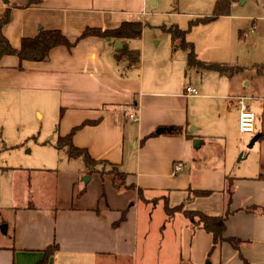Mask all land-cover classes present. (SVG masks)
Listing matches in <instances>:
<instances>
[{
    "label": "crops",
    "instance_id": "crops-1",
    "mask_svg": "<svg viewBox=\"0 0 264 264\" xmlns=\"http://www.w3.org/2000/svg\"><path fill=\"white\" fill-rule=\"evenodd\" d=\"M36 1L38 5L23 10L10 9L9 22L2 31L15 49L22 38L34 37L39 28L59 30L73 42L86 28L115 29L122 23L141 22L148 15L147 6L154 10L158 5V0ZM7 3L16 2L2 0L0 15ZM241 36L247 41V35ZM126 43L131 49L130 42ZM113 46L108 40L88 38L70 51L52 50L45 62L19 64L15 57L1 60L0 106L11 101L5 96L7 90L56 93L62 111L58 136H66L84 122L99 120L96 125L79 129L72 138L73 146L86 150L94 160L116 167L127 175L126 186L134 188L118 193L111 186L110 176L89 173L83 165L80 170L56 171L54 175L55 171L46 169L29 174V178L49 174L55 183L48 188L49 199L38 205L26 203L16 208L14 186L0 199L1 207L4 199L3 212L8 214L0 224V264H38L43 250L52 243L58 246V252L47 264H163L162 256L173 251L174 264H203L205 260L209 264H243L239 256L246 264H264V90L246 98L256 118L255 131L245 142L254 150L253 157L247 164L231 167L224 142L228 127L212 117L207 119L206 113L195 115L192 111L204 101L225 98L203 86V95L189 97L185 94L187 87L193 88L189 82H185V88L143 85L141 78H136L139 72H132L137 69L125 62L115 63L117 50ZM253 66L258 74L264 72V59ZM18 100L27 101L26 94ZM233 108L238 113L235 104ZM233 108L226 107L224 115ZM223 110L219 108L220 113ZM131 113L135 122L128 118ZM171 127L182 128V136L162 135ZM203 130L208 137L201 135ZM151 135L155 136L143 141ZM194 140L200 142L196 148L192 146ZM206 140L210 144L202 152ZM241 141L235 139L232 144L236 153L242 151ZM240 161L244 163L245 157L240 156L237 163ZM179 163L183 169L174 173ZM231 169L234 176L228 173ZM226 177L233 182L232 214L225 237L242 241L239 252L222 244L208 259L211 237L191 228L182 231L178 248L163 249L166 233L150 232L153 224L161 223L154 217L159 203L166 201L169 208L183 206L185 211L218 217L224 211ZM188 190L212 194L190 199ZM124 210L125 220L114 228Z\"/></svg>",
    "mask_w": 264,
    "mask_h": 264
},
{
    "label": "rangeland",
    "instance_id": "rangeland-1",
    "mask_svg": "<svg viewBox=\"0 0 264 264\" xmlns=\"http://www.w3.org/2000/svg\"><path fill=\"white\" fill-rule=\"evenodd\" d=\"M20 1L7 3L5 7L12 9V5L23 6L27 0L23 4H19ZM223 1H230L228 16L189 29V22L211 17L216 3ZM146 13L148 14L146 18L140 22L143 24L141 38L130 42V48L140 53L141 62L137 68L141 70L132 71L139 72L136 78L140 77L143 85L169 87L176 85L180 88H185V82H189L198 93L196 98L204 93L200 86L206 87L210 93H216V96L225 98L224 101L213 99L204 101L193 107L192 111L195 115L206 113L207 119L212 117L228 127L229 133L224 141L228 153V166L247 164V161L252 159L254 150L245 145L250 136L241 135L238 131V113L233 104L236 105L237 97L251 99V96L254 98L255 92L264 90V72L259 71L258 74L257 68L253 66L264 59V0H158L154 10L147 6ZM174 28L189 30L185 35V41L192 44L199 60L228 65L234 68L236 73L228 79L213 71L199 73L196 69L187 68V53L179 48L181 40H174L173 45L168 32ZM241 33L247 35V41L243 39ZM115 63L118 62L115 60ZM122 70L129 72L127 69ZM25 94L27 101L18 100ZM5 96H9L11 101L0 106V199L14 186L16 208L25 207L26 203L38 205L36 203H43L49 199L48 188L54 186V176L41 174L29 178V174L43 169L55 171L53 175L56 171L61 173L77 171L82 169L83 163L81 159H68L54 148L59 122L56 93L48 91L46 93L37 89L27 91L13 89L7 90ZM247 102L248 99L246 105ZM226 107L233 109L224 115ZM219 108H224L223 113L219 112ZM249 110L251 111L250 108ZM201 128H204L203 122ZM201 135L208 137L204 130ZM235 139L242 140V143H239L241 153L232 150ZM209 144L210 141L206 140L202 152L208 150ZM240 156L245 157L244 163L241 161L237 163ZM97 170L102 171L103 176H109L111 168L98 166ZM228 173L234 176V169L228 170ZM86 179L87 177H83L82 180ZM32 192L35 193L34 197ZM37 193L40 197L36 196ZM164 205L165 203L163 205L159 203L155 210L154 217L157 221L161 219V223L153 224L150 232L157 235L164 231L166 236L164 235L162 243L163 249H175L183 239L182 231L189 230L190 224L181 213L172 217L167 216L163 209ZM3 206L4 199L2 207L0 206V224L8 217V214L3 212L5 211ZM181 232L182 237L179 239ZM141 233L139 227L138 236ZM162 257L163 264H174L172 261L176 256L173 251L172 255ZM203 264H209V261L205 260Z\"/></svg>",
    "mask_w": 264,
    "mask_h": 264
},
{
    "label": "trees",
    "instance_id": "trees-1",
    "mask_svg": "<svg viewBox=\"0 0 264 264\" xmlns=\"http://www.w3.org/2000/svg\"><path fill=\"white\" fill-rule=\"evenodd\" d=\"M229 3L230 1L217 2L211 17L194 19L193 21L189 22V29L198 25L209 24L217 18L228 16ZM32 5H38V1L27 0L23 6L12 5L11 7L12 9H26ZM10 9H6L5 12L0 16V62L5 57H15L19 64L24 62H45L48 60L50 52L56 48H63L67 51H70L81 41H84L88 38H95L104 41L108 40L111 46H113L116 42H120L122 48L116 51L115 60L117 62H125L128 64V66L134 67V69H138L137 67L140 65V53L136 50L129 49L126 43L141 38L143 24L140 22L122 23L118 28L115 29L86 28L73 42L69 41L67 37L59 30H45L43 28H39L34 37L22 38L19 42V47L15 49L10 45L2 33L3 27L9 22ZM168 32L170 33L173 45L175 44L173 42L174 40H181L179 48L187 53V68L196 69L199 73L201 71H213L219 76L226 77L228 79H231L236 73L234 68L228 65L206 63L199 60L194 52L192 44L185 41V35L189 33V30L182 31L178 28H174ZM17 69L18 71L21 70V66L19 65ZM61 117L62 111L60 110L59 120ZM98 121L84 122L79 127L73 128L66 136H58L54 148L57 151L62 152L70 160L81 159L84 168L88 170L89 173L98 174L100 177H103L104 174L102 171L97 170L98 166L103 168L111 167L108 175L111 177L112 188L118 193L126 190H133V186H126V174L121 173L116 167H112L106 162L94 160L90 157L86 150L78 149L73 146L72 138L76 132L85 126L96 125ZM182 132V128L171 127L166 129V131H163L162 135L180 137L182 136ZM154 136L155 135L146 137L143 139V141L145 142L147 139ZM232 182V178H225L224 190L222 192L224 196V211L222 215L218 217L206 216L201 212L185 211L183 206L169 208L167 202L165 201L164 211L167 216L172 217L176 213H181L189 221L190 228L192 230H200L211 237L212 243L207 254L208 259L212 253L222 244H227L235 252H239V249L242 245V241L237 238L225 237L226 223L232 214L230 211L232 201ZM187 193L190 199L207 198L212 194V192L208 191L191 190H188ZM125 215L126 211L124 210L121 212L119 221L113 225L114 228H117L125 220ZM57 252L58 246L55 243H52L49 247L43 250V257L38 264H47ZM239 258L243 264H246L241 256H239Z\"/></svg>",
    "mask_w": 264,
    "mask_h": 264
},
{
    "label": "built area",
    "instance_id": "built-area-1",
    "mask_svg": "<svg viewBox=\"0 0 264 264\" xmlns=\"http://www.w3.org/2000/svg\"><path fill=\"white\" fill-rule=\"evenodd\" d=\"M185 94L189 97H195L198 95L197 91L194 88L187 87L185 89ZM246 98H237L236 106L238 108V131L241 135L253 134L255 131V121L256 118L254 114L249 110L246 105ZM128 118L131 122H135V114L131 113L128 115ZM183 169L182 164H176L174 166V173H180Z\"/></svg>",
    "mask_w": 264,
    "mask_h": 264
},
{
    "label": "water",
    "instance_id": "water-1",
    "mask_svg": "<svg viewBox=\"0 0 264 264\" xmlns=\"http://www.w3.org/2000/svg\"><path fill=\"white\" fill-rule=\"evenodd\" d=\"M121 49V44L119 43V42H116L115 44H114V50H120ZM200 145V142L198 141V140H194V141H192V146H193V148H196V147H198Z\"/></svg>",
    "mask_w": 264,
    "mask_h": 264
}]
</instances>
